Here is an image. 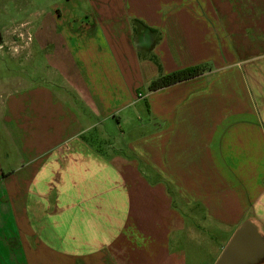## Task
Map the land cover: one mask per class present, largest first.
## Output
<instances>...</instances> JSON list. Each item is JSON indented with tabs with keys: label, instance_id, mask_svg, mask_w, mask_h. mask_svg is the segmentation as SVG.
Masks as SVG:
<instances>
[{
	"label": "crops",
	"instance_id": "1",
	"mask_svg": "<svg viewBox=\"0 0 264 264\" xmlns=\"http://www.w3.org/2000/svg\"><path fill=\"white\" fill-rule=\"evenodd\" d=\"M234 2L108 0L77 23L82 70L46 54L42 83H0V264H215L246 221L264 239V0ZM44 25L43 50L69 44Z\"/></svg>",
	"mask_w": 264,
	"mask_h": 264
},
{
	"label": "rangeland",
	"instance_id": "2",
	"mask_svg": "<svg viewBox=\"0 0 264 264\" xmlns=\"http://www.w3.org/2000/svg\"><path fill=\"white\" fill-rule=\"evenodd\" d=\"M107 2L108 0H0V83L15 73L26 74L27 76H25L31 77L34 83H42L44 80L41 79L42 75L39 73L53 70L54 66L46 54L56 56L58 63H60V57L63 59L67 57V61L62 60V63L63 68L68 73L75 71L76 68L82 70L89 52L88 41L90 40L88 39L91 36H88V32H91V29L77 27V23L81 21L87 24L92 19V15L95 14V6ZM216 2L222 3L221 6L228 9L232 7V4H236L234 0H216ZM240 15H242L241 9L239 10ZM49 19L57 21L62 29L61 34L65 39L67 38L69 44H54L48 47L45 45L48 49L43 50V44L40 45L39 43L41 33L46 37L53 36L56 38L54 32L49 33L47 29H44V24ZM71 21L74 22L72 25ZM31 36L33 41L27 47ZM71 37L74 39L73 43L70 40ZM77 39L79 42L75 44ZM78 51L82 54L80 62H78L77 56L73 54ZM72 57L73 62L70 60ZM28 71H32V74ZM143 115L146 116V113ZM131 132L139 136L146 130L128 129L126 135H131L129 134ZM212 234L215 241L218 240V242L226 237V234L219 230L213 231ZM141 240L138 241V244H143V240ZM213 249L214 247L210 245L206 248L204 255L206 264H210ZM191 263L194 264L193 261Z\"/></svg>",
	"mask_w": 264,
	"mask_h": 264
},
{
	"label": "water",
	"instance_id": "3",
	"mask_svg": "<svg viewBox=\"0 0 264 264\" xmlns=\"http://www.w3.org/2000/svg\"><path fill=\"white\" fill-rule=\"evenodd\" d=\"M264 258V239L258 237L250 222L243 223L233 235L215 264H256Z\"/></svg>",
	"mask_w": 264,
	"mask_h": 264
},
{
	"label": "trees",
	"instance_id": "4",
	"mask_svg": "<svg viewBox=\"0 0 264 264\" xmlns=\"http://www.w3.org/2000/svg\"><path fill=\"white\" fill-rule=\"evenodd\" d=\"M207 69L206 65H196L179 69L168 74L160 75L151 80L147 86L149 91H155L171 84L195 77L203 73Z\"/></svg>",
	"mask_w": 264,
	"mask_h": 264
}]
</instances>
